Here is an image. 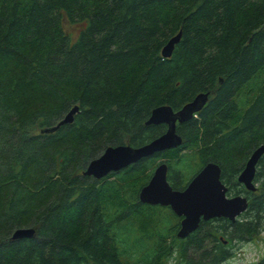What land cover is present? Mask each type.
Segmentation results:
<instances>
[{
    "label": "trees",
    "instance_id": "trees-1",
    "mask_svg": "<svg viewBox=\"0 0 264 264\" xmlns=\"http://www.w3.org/2000/svg\"><path fill=\"white\" fill-rule=\"evenodd\" d=\"M203 92L204 106L177 123L181 145L99 180L83 174L106 147L162 134L165 124H146L152 109L177 111ZM75 104L71 123L35 132ZM260 145L264 0H0V264H167L173 254L220 264L225 241L264 230V152L255 191L237 179ZM159 159L177 190L218 164L246 210L177 237L180 217L138 199ZM20 227L34 236L12 239Z\"/></svg>",
    "mask_w": 264,
    "mask_h": 264
},
{
    "label": "water",
    "instance_id": "water-1",
    "mask_svg": "<svg viewBox=\"0 0 264 264\" xmlns=\"http://www.w3.org/2000/svg\"><path fill=\"white\" fill-rule=\"evenodd\" d=\"M180 38L181 30L168 39L161 49V55L170 57L174 45ZM208 95L209 92L197 94L177 111H173L167 105L155 107L146 120V124H165L166 130L162 134L137 147L127 144L106 147L98 157L87 164L83 174L99 180L143 158L181 145L182 137L176 131L177 123H183L193 117L194 113L204 106ZM78 111L79 106L75 104L57 123L41 128L40 133H50L61 125L71 123ZM263 152L264 145L253 150L238 175V182L249 191L256 189L253 179L257 161ZM220 173L221 169L218 164L207 162L182 190H177L173 189L167 181L166 163L160 161L155 166L148 182L140 188L138 199L149 205L168 206L175 215L181 218L176 236L183 239L198 227L201 220L223 217L234 222L246 210L247 197L242 194L227 195V186L221 181ZM34 234L33 227H20L12 232L11 238H30Z\"/></svg>",
    "mask_w": 264,
    "mask_h": 264
},
{
    "label": "rangeland",
    "instance_id": "rangeland-1",
    "mask_svg": "<svg viewBox=\"0 0 264 264\" xmlns=\"http://www.w3.org/2000/svg\"><path fill=\"white\" fill-rule=\"evenodd\" d=\"M35 132H39V129H36ZM162 160H157V163ZM225 244L231 251V256L220 264H253L264 257V230L250 240L244 242L225 241ZM174 255L170 257L167 264H175L176 257Z\"/></svg>",
    "mask_w": 264,
    "mask_h": 264
},
{
    "label": "flooded vegetation",
    "instance_id": "flooded-vegetation-1",
    "mask_svg": "<svg viewBox=\"0 0 264 264\" xmlns=\"http://www.w3.org/2000/svg\"><path fill=\"white\" fill-rule=\"evenodd\" d=\"M225 243V242H224Z\"/></svg>",
    "mask_w": 264,
    "mask_h": 264
}]
</instances>
